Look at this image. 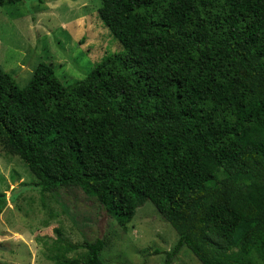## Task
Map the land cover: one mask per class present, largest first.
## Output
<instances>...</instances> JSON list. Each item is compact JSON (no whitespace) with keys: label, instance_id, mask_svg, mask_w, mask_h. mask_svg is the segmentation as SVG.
<instances>
[{"label":"trees","instance_id":"16d2710c","mask_svg":"<svg viewBox=\"0 0 264 264\" xmlns=\"http://www.w3.org/2000/svg\"><path fill=\"white\" fill-rule=\"evenodd\" d=\"M98 15L127 54L84 79L40 63L19 87L0 64L4 150L37 189L80 190L123 230L152 202L178 235L164 264L185 246L264 264V0H101ZM65 245L85 251L57 264H106V240Z\"/></svg>","mask_w":264,"mask_h":264},{"label":"rangeland","instance_id":"374dc122","mask_svg":"<svg viewBox=\"0 0 264 264\" xmlns=\"http://www.w3.org/2000/svg\"><path fill=\"white\" fill-rule=\"evenodd\" d=\"M43 1L0 6V64L19 87L28 84L40 63L51 64L68 85L84 79L108 55L127 54L98 15L101 0ZM34 181L27 165L0 144V192L6 194L0 214V264H57L85 250L62 256L55 246L98 238L107 242L102 254L106 264H164V252L178 240L150 201L123 230L95 198L74 189L57 198L37 189ZM171 264L202 263L185 246Z\"/></svg>","mask_w":264,"mask_h":264}]
</instances>
